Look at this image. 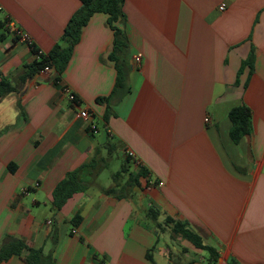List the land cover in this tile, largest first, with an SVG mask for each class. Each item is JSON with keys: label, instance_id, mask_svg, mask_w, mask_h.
Here are the masks:
<instances>
[{"label": "crops", "instance_id": "obj_1", "mask_svg": "<svg viewBox=\"0 0 264 264\" xmlns=\"http://www.w3.org/2000/svg\"><path fill=\"white\" fill-rule=\"evenodd\" d=\"M80 7L0 0V81L10 87L0 96V247L16 237L54 264H208L170 217L218 250L216 264H264V0H123L112 25L126 47L115 49L109 15L95 12L63 71L29 72L35 53L4 18L49 54L68 46ZM118 66L124 93H114ZM240 104L251 128L235 142L229 111ZM72 171L82 186L57 207ZM27 253L0 264H28Z\"/></svg>", "mask_w": 264, "mask_h": 264}, {"label": "trees", "instance_id": "obj_2", "mask_svg": "<svg viewBox=\"0 0 264 264\" xmlns=\"http://www.w3.org/2000/svg\"><path fill=\"white\" fill-rule=\"evenodd\" d=\"M81 7L72 15L69 19L64 39L69 42L68 46L63 48L61 45H56L49 54H43L29 66V72L40 71L44 66H54L57 73H60L66 67L75 43L79 40L82 27L88 22L89 18L95 12H105L109 15L108 22L110 25L123 15L121 4L123 0H80ZM3 26L5 27V21L3 20ZM113 26V25H112ZM115 30V49H122L126 47L127 43L123 38H120L121 32L116 27H112ZM6 31L7 28L5 27ZM8 32V31H7ZM34 53L37 52L36 46H32ZM114 56L113 54L111 55ZM251 61V57L249 59ZM118 75L116 79V85L114 87L115 92L124 93L128 89L127 84V72L123 67L118 66ZM59 77L55 75L54 80L57 82ZM8 81L2 78L0 81V96L9 90ZM229 118L232 122L230 128V136L233 141L238 142L243 136L250 132L251 128V111L245 104H240L232 107L229 111ZM126 156V155H125ZM128 160L129 157L126 156ZM140 166V165H139ZM138 166V167H139ZM139 173H144L143 169H140ZM133 179L128 180V183H132ZM82 186L78 180V172H69L65 179H63L55 188V205L59 207L73 192L80 189ZM108 192H114V188L107 189ZM79 218V217H78ZM167 222H173L172 230L175 234H181L183 238L191 241L196 247L207 251L208 264H216L218 261V250L206 245L202 242L201 237L185 227V223L174 220L170 217L166 219ZM27 249L28 253L25 255V260L28 264H54L51 254L44 255L41 249H34L27 247L21 239L11 237L3 241L0 247V261L9 258L13 254H21L23 250ZM228 264H240L237 260L233 259Z\"/></svg>", "mask_w": 264, "mask_h": 264}, {"label": "built area", "instance_id": "obj_3", "mask_svg": "<svg viewBox=\"0 0 264 264\" xmlns=\"http://www.w3.org/2000/svg\"><path fill=\"white\" fill-rule=\"evenodd\" d=\"M225 8V4L223 3L221 6H220V9H224ZM4 21H5V27L7 28V31L8 33L12 34L14 37H17L19 40L25 42L26 44H28L29 46H34L33 45V39L32 37L29 35V33H27L26 31L22 30L20 27H18L16 24H14V22L12 20H10L8 18V16H6L4 18ZM45 54V52L40 49V48H37V52L35 53V56L36 58H40L41 55ZM141 59V54H137L135 56V60L137 62H139ZM53 67L50 66V65H46L44 66L40 71L41 72H50V71H53ZM57 82H60L57 81ZM62 88H63V91L64 93L66 94L67 98L69 100H71L76 106H79V99L77 97V95L71 90V88L67 85H62ZM77 116L80 117V118H83V119H90V113L86 110V109H80L78 112H77ZM206 120H208V118H206ZM91 128L93 129L94 132L97 131V125L92 123L91 124ZM125 155L127 157H129L130 161L132 164H134L135 166H139L140 165V162L139 160H137L135 154L133 151L131 150H126L125 151Z\"/></svg>", "mask_w": 264, "mask_h": 264}, {"label": "rangeland", "instance_id": "obj_4", "mask_svg": "<svg viewBox=\"0 0 264 264\" xmlns=\"http://www.w3.org/2000/svg\"><path fill=\"white\" fill-rule=\"evenodd\" d=\"M116 163V160H114V162H113V164H115ZM120 164H121V162H119L118 161V166L120 167ZM115 167L113 166V168L112 169H106V170H104L102 173H101V176L99 177V182H101V181H104L103 180V178L105 177H107V178H110L111 177V172H112V170L114 169ZM129 180V179H128Z\"/></svg>", "mask_w": 264, "mask_h": 264}]
</instances>
